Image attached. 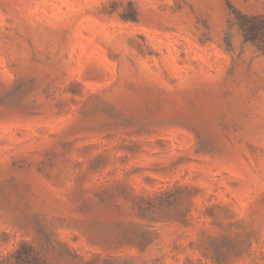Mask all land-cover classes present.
Masks as SVG:
<instances>
[{
  "label": "rangeland",
  "instance_id": "rangeland-1",
  "mask_svg": "<svg viewBox=\"0 0 264 264\" xmlns=\"http://www.w3.org/2000/svg\"><path fill=\"white\" fill-rule=\"evenodd\" d=\"M24 248L264 264V0H0V264Z\"/></svg>",
  "mask_w": 264,
  "mask_h": 264
},
{
  "label": "trees",
  "instance_id": "trees-1",
  "mask_svg": "<svg viewBox=\"0 0 264 264\" xmlns=\"http://www.w3.org/2000/svg\"><path fill=\"white\" fill-rule=\"evenodd\" d=\"M249 30H251L250 32V37H255L256 36V32H253L254 30H258L257 28H255L254 25L250 26ZM30 249L24 248V252L19 251L17 254V258L19 261V264H33L31 263L29 260L27 261L24 257H22L23 253H28Z\"/></svg>",
  "mask_w": 264,
  "mask_h": 264
}]
</instances>
